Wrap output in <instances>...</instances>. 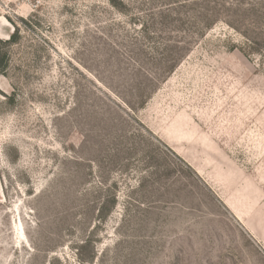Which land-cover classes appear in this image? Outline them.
Returning a JSON list of instances; mask_svg holds the SVG:
<instances>
[{"label":"rangeland","instance_id":"374dc122","mask_svg":"<svg viewBox=\"0 0 264 264\" xmlns=\"http://www.w3.org/2000/svg\"><path fill=\"white\" fill-rule=\"evenodd\" d=\"M0 264H264V0H0Z\"/></svg>","mask_w":264,"mask_h":264}]
</instances>
